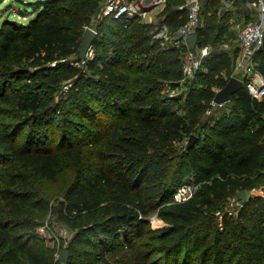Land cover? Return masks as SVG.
Returning <instances> with one entry per match:
<instances>
[{
  "label": "trees",
  "instance_id": "16d2710c",
  "mask_svg": "<svg viewBox=\"0 0 264 264\" xmlns=\"http://www.w3.org/2000/svg\"><path fill=\"white\" fill-rule=\"evenodd\" d=\"M184 2L168 0L159 13L172 31L186 23V11L178 9ZM221 6L222 0H202L197 47L211 48L180 115L167 108L179 97L161 91L179 88L188 49L151 40L152 24L103 19L96 54L84 67L69 62L81 63L78 50L98 0H41L32 20L0 25V264H53L36 234L46 214L37 196L40 183L55 182L64 169L74 174L57 217L75 231L70 247L87 235L95 245H74L83 264L106 261L122 247L133 250L127 264H264V197L249 195L264 183V96L256 100L244 86L213 123L201 125L235 64L221 49L231 14ZM256 66L264 77L263 50ZM60 92L56 105L66 95L69 108L54 142L51 121L59 107L47 105ZM5 108L36 118L23 124L29 130L21 145L15 132L22 126L4 127ZM191 135L192 147H177ZM187 175L195 194L172 203ZM240 191L247 202L218 225L216 212ZM155 210L167 223L151 237L157 249L141 241Z\"/></svg>",
  "mask_w": 264,
  "mask_h": 264
},
{
  "label": "rangeland",
  "instance_id": "374dc122",
  "mask_svg": "<svg viewBox=\"0 0 264 264\" xmlns=\"http://www.w3.org/2000/svg\"><path fill=\"white\" fill-rule=\"evenodd\" d=\"M38 1H41V0H0V25L4 21H8L9 19L17 23H22V24L27 23L29 20H32L33 18H35V15H36L34 10L36 9L35 6L37 5ZM98 1H99V8L92 15L91 23L89 25V28H91L95 32H96L97 26L103 21V18L100 15V7L102 4V0H98ZM26 5L28 6L31 5L32 7L34 6L35 8L34 7L29 8L30 12L23 15L22 13H24V10H26L25 8ZM163 8L164 7L160 8L158 11L161 12ZM233 11L235 12L237 11L235 13L238 15V17H236L237 19L236 23L238 22L237 24H239L240 22H243L242 21L243 18L244 20L249 19V16H250V14H248L249 10H247L246 6L244 5V1L243 2L239 1L237 5L235 6V8L233 9ZM250 13L254 17V19H256L255 18L256 11H250ZM149 17H150L149 19L151 20L153 19L152 16H149ZM160 23H161L160 16L158 14L156 15V18H154L151 30H153L154 27H156ZM151 30H150L151 40H154L156 38L152 36L153 32ZM238 30L240 31V28L239 26H236L235 27L236 35H234L235 37H230L231 41L228 39L230 44L234 47L240 44V40L237 36V34L239 33ZM163 45L167 47L170 46L169 43H163ZM95 54L96 53L93 50V53L91 54V60L94 58ZM69 63L74 66H78V67H84V64H85V62L84 63L82 62L74 63L73 59H70ZM236 75H238V71L235 69V64H234L232 77H236ZM185 82L187 84H185ZM192 82H193V77L181 82L179 88L177 89V93L175 95L179 97V102L169 105L167 107L169 111H173L178 115L184 113L185 99L188 96L189 89L192 86ZM68 87H69V84L63 86L62 93L65 94L66 93L65 91ZM167 89L168 87L164 88L161 91V94L163 97H165L164 95L167 92ZM61 96H62L61 92L55 93L52 100L50 101L52 105H47V107H53V106L59 107L58 114H54V113L52 114V116L56 115V117L53 118V120L51 121L54 127V136H55L54 142H57L60 139L59 136L62 132V129L64 128V124L61 119H63L62 117L64 116L65 113H67V109L69 108L68 106L69 103H68V99L66 95L63 96L65 97L66 102H64L62 105H56V104H59ZM222 105L225 106L226 103ZM224 106H218V105L211 103L207 111L201 117V125L204 123L205 124L213 123V118H215L216 115L220 113V111L224 110ZM32 117L33 116L30 117L29 114L20 113L14 109L13 111L7 108L4 109V117L2 119L4 121V124L6 125L4 126L6 127V129L12 130L15 127L22 126L18 128L17 131L15 132L17 143H19L20 145L23 141H25L27 132L29 130L28 126L25 127L23 124L28 123V125H30L34 123V120L36 118H32ZM108 118L109 117L107 116L106 119ZM25 121H28V122H25ZM204 132H205V129L202 132H200L201 135L204 134ZM188 140L189 139L186 138L183 142L179 143L177 147H185L188 144ZM73 144L74 145L82 144L83 146H86L84 141L78 142L76 141V139ZM87 148H89V146H87ZM73 174H74L73 170L64 169L62 172L59 173L58 178L55 182L42 181L40 183L39 194L37 198L40 199L45 205L46 214L45 216L42 217L41 219L42 224L38 227L36 234L39 238H41L39 242L42 245L45 253L51 259H54L56 255H60L63 248H67L68 253H69L68 260H67L69 262H67V264H83L77 258V254L75 253L76 249L74 248V245H77V247H80V245H85V247H88V248L90 247L91 249L96 250L95 245H93L91 241H89V238H88L89 236L87 235V236H83L80 242H74V244H72L73 246L70 247L71 242L75 236V231L69 229L66 225L61 223L57 217L58 204L60 200L62 199V194L65 188L72 182ZM186 181L194 182L193 177L191 175H187L183 183ZM263 187H264V183L257 185V187L249 191L250 193L249 195L251 197H254V196L264 197L263 191L254 192L256 190H261ZM241 206H242V203L234 201L233 197H230L228 201L226 202L223 208V211L216 212L215 214L216 222L218 223V225L221 226V219L225 213L232 217H236ZM147 221H148L147 227L149 230L145 234L143 239H141V241L142 243L146 244L147 247L148 245H151V246H154L155 249H157V241L151 239V237H153L152 235L156 234L159 230L166 228L167 223L165 222V220H163L160 217L158 210L153 211L147 217ZM97 237H98L97 235L91 236V238L94 239V241L95 239H97ZM144 249L146 248H140L138 250L142 252L144 251ZM132 252L133 250H130L127 247H122L120 249L115 250L114 252L109 253L106 258L107 259L106 261L91 260L88 264H127L126 263L127 259L132 257L129 254H131ZM60 264H64V263L61 262Z\"/></svg>",
  "mask_w": 264,
  "mask_h": 264
},
{
  "label": "built area",
  "instance_id": "2783aa9c",
  "mask_svg": "<svg viewBox=\"0 0 264 264\" xmlns=\"http://www.w3.org/2000/svg\"><path fill=\"white\" fill-rule=\"evenodd\" d=\"M168 0H102L100 15L103 19L111 18L115 21H128L137 19L141 23L152 24L149 19L151 11H158L164 7ZM248 9L256 11V19L246 21L238 33L240 40V53L235 61V69L238 71L236 78L243 81L249 94L256 100H261L264 96V77L256 66L257 53L264 48V0H248L246 2ZM179 10L186 11V23L176 30L172 31L170 27L161 22L154 27L153 35L163 43H169V47L180 48L187 47L186 38L196 34L201 24L202 0H185L184 4L178 7ZM87 29H91L86 27ZM93 46L89 48L85 60L91 59ZM209 53V48L202 47L199 50H189L184 55L182 74L183 79L192 78L200 65L202 58ZM180 82V84H181ZM177 89L168 87L169 97H174ZM212 104H215L212 102ZM218 105V104H215ZM222 106V105H218ZM197 190L194 182H184L179 185L172 194V203H183L193 197ZM263 191L264 187L261 190ZM250 194V193H249ZM59 255L53 259V264H60Z\"/></svg>",
  "mask_w": 264,
  "mask_h": 264
},
{
  "label": "water",
  "instance_id": "95a60500",
  "mask_svg": "<svg viewBox=\"0 0 264 264\" xmlns=\"http://www.w3.org/2000/svg\"><path fill=\"white\" fill-rule=\"evenodd\" d=\"M96 34L97 33L92 29L85 30L78 50V59L80 61L85 60L89 48L93 46V42L96 38ZM197 42H198L197 34L190 35L186 38V43L189 50H194L196 48ZM244 86L245 85L242 80L236 77H231L229 81L225 84V86L216 92L213 102L215 104L222 105L230 101L232 95H234L240 88H243ZM196 139L197 137L195 135H191L188 140L187 148L192 147L196 142ZM233 200L243 204L247 202L248 195L246 191H240L236 195H234ZM68 256L69 253L67 248H63L59 255V260L62 263H65L68 260Z\"/></svg>",
  "mask_w": 264,
  "mask_h": 264
},
{
  "label": "crops",
  "instance_id": "0c3cea01",
  "mask_svg": "<svg viewBox=\"0 0 264 264\" xmlns=\"http://www.w3.org/2000/svg\"><path fill=\"white\" fill-rule=\"evenodd\" d=\"M248 0H245L244 1V5L246 6V2H247ZM236 2H239V0H222V6H221V8H220V12H230L231 14H230V19H229V23H228V27H227V30H226V32L224 33V35H223V37H224V41H223V44H222V46H221V49L222 50H225L233 59H234V62L236 61V59H237V57H238V55H239V53H240V44L239 45H237L236 47H234V46H232L231 44H230V42L228 41V39L230 40V37H235L234 35H236L235 34V27L236 26H239V28H241L242 27V25L246 22V21H249V20H253L254 19V17L251 15V13H250V11H253V10H250V9H248V7L246 6V8H247V10H249V13L248 14H250V16H249V19H245L244 20V18L242 19V21L243 22H240L239 24H237L236 23V21H237V19H236V17H238V15L237 14H235L236 12L235 11H233V9L235 8V6H236ZM223 9V10H222ZM159 12L160 11H151L150 13H149V16H152V20H151V22L153 23V21H154V18H156V15H158L159 14ZM240 14V13H239ZM256 18V17H255ZM238 32H239V30H238ZM237 36H238V34H237ZM236 39V38H235ZM238 39V38H237ZM231 41V40H230ZM188 47V46H187ZM208 48H209V50H210V46H208ZM194 50H199V47H197V45H196V48L194 49ZM263 51H264V48L262 49Z\"/></svg>",
  "mask_w": 264,
  "mask_h": 264
}]
</instances>
